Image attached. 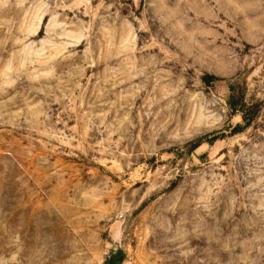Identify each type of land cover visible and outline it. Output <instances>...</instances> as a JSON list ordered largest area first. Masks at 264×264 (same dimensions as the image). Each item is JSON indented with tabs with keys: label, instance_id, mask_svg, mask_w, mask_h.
<instances>
[{
	"label": "rangeland",
	"instance_id": "obj_1",
	"mask_svg": "<svg viewBox=\"0 0 264 264\" xmlns=\"http://www.w3.org/2000/svg\"><path fill=\"white\" fill-rule=\"evenodd\" d=\"M113 253L264 264V0H0V264Z\"/></svg>",
	"mask_w": 264,
	"mask_h": 264
},
{
	"label": "trees",
	"instance_id": "obj_2",
	"mask_svg": "<svg viewBox=\"0 0 264 264\" xmlns=\"http://www.w3.org/2000/svg\"><path fill=\"white\" fill-rule=\"evenodd\" d=\"M228 106L231 110H234L235 112H238L240 114H242V119H243V126L241 127H237L239 129L238 133L243 129L249 126V122H250V117L248 115H246V112L244 111L242 105L241 107H236V105H234V103H232V100L229 98L228 101ZM218 135L214 134V135H209L206 138H203L201 140H199L197 143H195V147L199 146L201 143H207V144H213L216 140H218ZM117 256H119V258L117 259ZM121 255L120 253H113L110 254L108 256V258L104 261L103 264H119L121 262Z\"/></svg>",
	"mask_w": 264,
	"mask_h": 264
}]
</instances>
